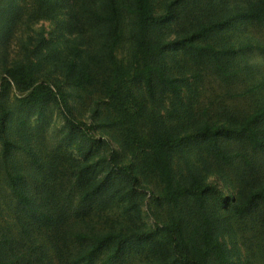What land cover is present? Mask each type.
Here are the masks:
<instances>
[{
	"label": "rangeland",
	"instance_id": "rangeland-1",
	"mask_svg": "<svg viewBox=\"0 0 264 264\" xmlns=\"http://www.w3.org/2000/svg\"><path fill=\"white\" fill-rule=\"evenodd\" d=\"M152 3L157 14L165 13L173 3L170 21L152 32L154 39L170 44L234 11L228 0ZM33 6V0H0V13L2 7L20 13L9 24L8 31L0 25V114L1 107L9 112L5 136L14 145L4 159L0 137V264H74L80 248L76 235L81 231L90 236L109 229L145 232L162 228L172 219L182 220L187 240L201 244L205 214L213 220L215 232L227 248L229 264H263L259 239L246 228L248 223L232 212L254 183H264L260 162L251 161L246 166L232 154L230 163L223 164L207 151L204 143L187 145L171 159L175 182L189 184L197 176L228 202L211 194L204 210L198 209L191 198L167 205L158 201L161 185L148 162L150 152L143 151V142L154 130L174 129L183 133L207 124L238 121L264 105V57L258 50L264 44V27L237 23L235 28L214 31L196 42L216 49H237L228 58L230 64L225 72L208 53H188L181 45H169L160 60V69L184 80L178 95L159 89L151 95L141 84L129 83L119 99H111L97 88L78 90L63 75L70 47L92 48L95 42L83 40L77 31L67 28L66 9L59 7L53 19L36 22ZM123 24L126 38L117 56L128 59L133 52L136 25L131 15L124 16ZM246 44L252 47L240 53L239 48ZM30 60L38 64V85L47 84L63 91L82 132L71 129L55 99L36 108L21 105L24 95L8 84L5 67ZM126 166H132L138 178L133 186L120 171ZM8 171L23 175L22 188L32 199L31 205H18ZM104 183L109 186L103 187V191H116L111 202L103 205L107 196L98 198L91 217L78 221L74 213L85 189ZM42 213L54 221L67 217L62 220L67 224L62 228L52 222L43 225L33 218ZM151 260L148 242L133 246L130 264H154Z\"/></svg>",
	"mask_w": 264,
	"mask_h": 264
},
{
	"label": "trees",
	"instance_id": "trees-1",
	"mask_svg": "<svg viewBox=\"0 0 264 264\" xmlns=\"http://www.w3.org/2000/svg\"><path fill=\"white\" fill-rule=\"evenodd\" d=\"M228 1L233 4L234 11L225 19L201 25L195 32L184 34L172 44L154 39L152 32L170 21L173 3L165 13L157 14L152 0H33L32 15L36 22L49 20L58 14L59 7L66 9L69 17L67 28L71 32L77 31L83 36V40L95 42L92 48L80 49L74 45L68 50L62 70L65 81L72 87L81 91L97 88L106 98L111 99H119L124 86L129 83L141 84L151 95L157 89L178 95L184 80L171 77L160 69V60L169 45H181L188 53H208L215 60L217 67L225 72L230 64L228 58L236 54L237 49L233 46L216 49L213 45H197L196 42L214 31L235 28L240 23L244 27H264V0ZM19 14L10 8L2 7L0 25L5 26L8 31L9 24L15 22L14 17ZM125 15L134 18L136 31L133 33V52L130 58L119 59L117 51L126 38L123 24ZM76 40L74 39L75 43ZM251 47V44L242 45L239 52L246 53ZM258 50L264 57V44L259 45ZM37 72L38 64L32 60L5 67L8 84H13L24 95L20 100L21 105L36 108L55 99L71 129L82 132L80 124L73 118L72 108L63 91L55 90L47 84L38 85ZM8 114L9 112L1 107L0 137L6 160L14 149L13 143L5 136ZM194 142L204 143L207 151L223 164L230 163L231 155L236 154L235 157L240 158L246 166L256 160L264 170V105L238 121L207 124L183 133L174 129L154 130L151 137L143 142V151L150 152L148 162L161 185L159 202L177 205L182 199L191 198L200 210L205 209L207 198L211 194H216L225 203L228 202L227 198L197 176H193L189 184L175 182L172 156ZM132 166L121 167L120 171L127 175L133 186L138 182V178L132 172ZM8 177L18 205H31L32 199L22 188L23 175L8 171ZM106 186L109 184L89 185V189H85L74 213L78 221L84 222L91 217L97 207L98 198L107 196L103 198V205L111 202V196L116 194V191L108 188L103 191ZM100 212L101 210L98 213ZM232 212L240 220L247 222L246 228L254 233V238L259 239V254L264 259V183H254L244 198L233 206ZM33 218L40 220L43 225L56 223L58 228L67 224L62 221L67 218L64 216L56 218L55 221L47 213ZM183 227L181 219H172L162 228L145 232L131 230L124 233L122 229H109L90 236L81 231L76 235L80 248L75 255L74 264H130L133 246L145 242L150 244L153 254V260L150 262L154 264H212V261L216 264L230 263L227 248L216 234L209 215L205 214L202 218L201 244L187 240ZM158 237L160 239H157Z\"/></svg>",
	"mask_w": 264,
	"mask_h": 264
}]
</instances>
